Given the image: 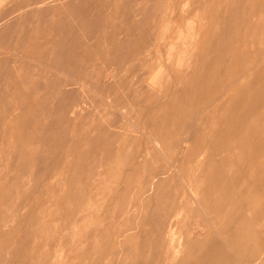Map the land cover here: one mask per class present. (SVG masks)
Segmentation results:
<instances>
[{
    "label": "rangeland",
    "instance_id": "obj_1",
    "mask_svg": "<svg viewBox=\"0 0 264 264\" xmlns=\"http://www.w3.org/2000/svg\"><path fill=\"white\" fill-rule=\"evenodd\" d=\"M237 261L264 264V0H0V264Z\"/></svg>",
    "mask_w": 264,
    "mask_h": 264
},
{
    "label": "bare ground",
    "instance_id": "obj_2",
    "mask_svg": "<svg viewBox=\"0 0 264 264\" xmlns=\"http://www.w3.org/2000/svg\"><path fill=\"white\" fill-rule=\"evenodd\" d=\"M226 21V20H225ZM167 42V41H166ZM101 96V95H100ZM75 108V107H74ZM73 110V109H72ZM78 110L79 109H75L74 111H73V113H75V112H78ZM176 175H177V173H175ZM183 182V181H182ZM190 194V193H189ZM191 195V194H190ZM214 228V227H213ZM201 229V228H200ZM218 233V232H217ZM196 234H197V236H199L200 234H202L201 233V230H199V229H197L196 230ZM138 254V253H137ZM141 256H142V254H141ZM133 258H134V256H133ZM145 259V258H144ZM148 259V258H147ZM149 260V259H148ZM135 261V260H134ZM140 262V261H139ZM139 262H138V264H139ZM142 262V261H141ZM147 262V261H146ZM227 262V261H226ZM238 262V261H237ZM142 263H144V262H142ZM239 263V262H238ZM147 264V263H146ZM240 264V263H239Z\"/></svg>",
    "mask_w": 264,
    "mask_h": 264
}]
</instances>
